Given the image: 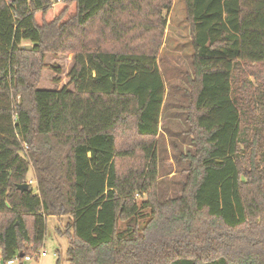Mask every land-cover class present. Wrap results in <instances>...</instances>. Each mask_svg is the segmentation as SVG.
Wrapping results in <instances>:
<instances>
[{"label": "trees", "instance_id": "1", "mask_svg": "<svg viewBox=\"0 0 264 264\" xmlns=\"http://www.w3.org/2000/svg\"><path fill=\"white\" fill-rule=\"evenodd\" d=\"M170 2L0 0L2 263L35 252L55 216L66 264H264V0H183L193 151L181 194L160 201ZM66 52L67 82L42 85ZM31 167L37 191H21Z\"/></svg>", "mask_w": 264, "mask_h": 264}, {"label": "rangeland", "instance_id": "2", "mask_svg": "<svg viewBox=\"0 0 264 264\" xmlns=\"http://www.w3.org/2000/svg\"><path fill=\"white\" fill-rule=\"evenodd\" d=\"M163 15L166 25L157 59L166 86V98L160 116L159 134L156 138L159 171L157 189L160 201L181 194L188 169L183 155L188 151H193L192 140L187 134L188 126L185 121L190 94L187 76L192 71L193 50L189 25L185 20L186 10L183 0H171L169 8L163 10ZM72 57L71 52L47 55L45 67L42 70L41 84L50 88H60L65 84L67 73L72 65ZM53 79L57 80L56 84ZM24 183L31 185L34 191H37V178L32 167ZM64 222L65 219L59 221L55 216H48L44 240L38 249L31 253L45 251L46 255L13 264H57L58 260L61 264H66L67 238L59 235L56 230L57 228L63 230ZM0 264L7 263H1L0 259Z\"/></svg>", "mask_w": 264, "mask_h": 264}, {"label": "built area", "instance_id": "3", "mask_svg": "<svg viewBox=\"0 0 264 264\" xmlns=\"http://www.w3.org/2000/svg\"><path fill=\"white\" fill-rule=\"evenodd\" d=\"M45 255H46L45 251H41V252L34 253V254H26V255H23V256L16 255L13 258L7 260L6 263L7 264H13L15 262H22V261L23 262H27V261H30L32 258H37L38 256L42 257V256H45Z\"/></svg>", "mask_w": 264, "mask_h": 264}, {"label": "water", "instance_id": "4", "mask_svg": "<svg viewBox=\"0 0 264 264\" xmlns=\"http://www.w3.org/2000/svg\"><path fill=\"white\" fill-rule=\"evenodd\" d=\"M21 48L25 49V50H29V49H31V45L24 44L21 46ZM28 186H29V184H27V183H21V184L17 185V188L21 191H24V190L28 189ZM20 256H22V254H20ZM1 263H2V261H1Z\"/></svg>", "mask_w": 264, "mask_h": 264}, {"label": "crops", "instance_id": "5", "mask_svg": "<svg viewBox=\"0 0 264 264\" xmlns=\"http://www.w3.org/2000/svg\"><path fill=\"white\" fill-rule=\"evenodd\" d=\"M67 249V248H66ZM20 263H22V262H20Z\"/></svg>", "mask_w": 264, "mask_h": 264}]
</instances>
